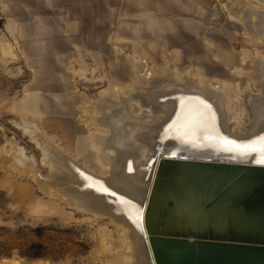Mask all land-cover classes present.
<instances>
[{
	"label": "bare ground",
	"instance_id": "6f19581e",
	"mask_svg": "<svg viewBox=\"0 0 264 264\" xmlns=\"http://www.w3.org/2000/svg\"><path fill=\"white\" fill-rule=\"evenodd\" d=\"M246 2H233L232 11L238 22L228 23L229 30L220 25L215 55L212 57L207 48L202 61L205 69L196 79L191 70L184 81H177L143 67L139 74L147 85L135 90L137 98H110L103 89V99L87 98L83 111L74 119L67 120L62 114L56 135L58 150L47 143L43 145L42 162L47 163L54 153V167L59 172L58 186L41 176L43 187H53L68 205L86 206L114 220L134 252L133 264H152L140 221V200L153 184V167L163 157V153L157 154L159 150L169 152L172 146L181 145L192 156L263 162L264 54L257 49L252 51V47H244L241 52L236 48L247 39L250 46L264 40V9L256 10L251 4L249 8ZM253 12L256 18L252 17ZM237 28L245 35L234 31ZM250 62L251 71L238 67H250ZM236 73L245 74L241 76L246 80L244 87L241 82H234ZM252 75L258 94L250 90ZM209 79L227 84L235 93L237 113H229L221 86L207 83ZM115 88L119 90L118 86ZM131 106L140 110L134 112ZM60 112L67 111L61 107ZM18 155L26 159L22 146ZM81 159L90 161L95 170L80 164Z\"/></svg>",
	"mask_w": 264,
	"mask_h": 264
},
{
	"label": "crops",
	"instance_id": "0c3cea01",
	"mask_svg": "<svg viewBox=\"0 0 264 264\" xmlns=\"http://www.w3.org/2000/svg\"><path fill=\"white\" fill-rule=\"evenodd\" d=\"M215 2L0 0V69L31 77L12 107L40 116L42 109L55 106L60 125L62 114L72 120L83 111L86 92L107 83L118 86V79L131 76L139 84L143 67L175 80L183 75L181 81L191 70L196 79L205 69L207 48L213 57L219 43L222 23L211 9ZM227 11L229 22L237 23L232 5Z\"/></svg>",
	"mask_w": 264,
	"mask_h": 264
},
{
	"label": "rangeland",
	"instance_id": "374dc122",
	"mask_svg": "<svg viewBox=\"0 0 264 264\" xmlns=\"http://www.w3.org/2000/svg\"><path fill=\"white\" fill-rule=\"evenodd\" d=\"M246 1L247 7L251 4L256 10L264 9V2L260 0ZM233 2L245 4V0H219L211 5V9L216 10V22H221L228 30V23L232 18L227 6H231ZM256 16L253 12L252 17ZM236 30H239L240 35L244 34L240 28L234 29ZM247 41L236 50L241 52L244 47H252V51L256 52L257 49L264 54V40L252 46L250 39ZM180 64L184 68L183 72H186L188 66L185 67L182 61ZM238 67L244 72L253 69L251 62L250 67L248 64H239ZM2 71L0 69V264H133L134 252L114 220L86 206L68 205L54 193L53 187L50 190L43 187L41 176L54 186L59 184L56 179L59 172L54 167V153H51L52 157L47 163L41 160L44 144L57 150L59 148L56 140L60 129L57 124V107L42 109L40 116L38 113L25 115L20 108L12 107L14 98L31 77L9 76ZM241 76L235 75L234 82H241L244 87L246 80ZM167 77L175 79L170 74ZM178 78L176 80L181 81L183 75H178ZM252 78L254 80L250 81V90L258 94V87L254 85L255 76L252 75ZM133 79V76L126 80L118 79V86L123 88L119 90L115 89L117 84L102 85L94 91L86 92V98L103 99L100 97L103 89H107L110 98H117L119 95L137 98L135 90L147 83L142 81L137 84ZM207 83L220 85L228 101L229 113L234 115L238 112L236 101H233L235 93H232L227 84L214 83L210 79ZM83 91L81 88V93ZM130 109L134 112L140 110L135 106ZM243 119L247 125V112ZM43 120H48V123ZM233 125L231 123L229 128L232 129ZM94 126L93 129L96 130V125ZM19 146L23 147L26 159H21L18 155ZM88 146L91 148L89 142ZM78 162L85 167L95 168L90 161L81 159Z\"/></svg>",
	"mask_w": 264,
	"mask_h": 264
},
{
	"label": "water",
	"instance_id": "95a60500",
	"mask_svg": "<svg viewBox=\"0 0 264 264\" xmlns=\"http://www.w3.org/2000/svg\"><path fill=\"white\" fill-rule=\"evenodd\" d=\"M160 153L140 200L151 263L264 264V158L192 156L181 145Z\"/></svg>",
	"mask_w": 264,
	"mask_h": 264
},
{
	"label": "snow or ice",
	"instance_id": "6c2138e0",
	"mask_svg": "<svg viewBox=\"0 0 264 264\" xmlns=\"http://www.w3.org/2000/svg\"><path fill=\"white\" fill-rule=\"evenodd\" d=\"M261 142L264 143V137L261 138Z\"/></svg>",
	"mask_w": 264,
	"mask_h": 264
}]
</instances>
